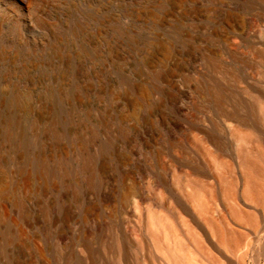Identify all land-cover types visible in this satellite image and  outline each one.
<instances>
[{
    "label": "bare ground",
    "instance_id": "1",
    "mask_svg": "<svg viewBox=\"0 0 264 264\" xmlns=\"http://www.w3.org/2000/svg\"><path fill=\"white\" fill-rule=\"evenodd\" d=\"M45 1L12 0L22 14L45 6ZM255 1L264 9V0ZM83 30L80 20L71 33L75 37ZM48 32L58 35L54 26ZM4 55L1 48L0 60ZM194 79L203 97L192 98L193 107L183 114L199 132L189 140L165 122L168 135L163 141L158 138L159 145L154 140L155 163L147 156L135 157L152 146L144 134L152 130L148 125L143 132L134 130L140 137L139 151L128 129L121 127L115 134L113 122L102 117V135L86 114L78 115L82 126L77 130L61 131L65 120L58 114L37 132L36 118L32 145L43 138L59 145L68 138L70 147L27 155L21 162L25 191L13 199L11 209L0 204V228L5 229L0 264H264V90L238 91L237 72L222 69L218 57L208 51ZM147 96L144 92L142 99ZM168 101L178 112L184 110L177 96L170 95ZM7 104L20 107L18 96L12 95ZM204 110L212 114L208 124L201 120ZM213 116L231 122L233 158L224 153ZM14 122L8 117L2 124L4 141L16 138L23 146ZM119 142L129 156L120 153ZM168 150L174 153L170 162L160 158ZM2 160L20 163L8 154L0 155ZM106 163L111 170L105 169ZM204 166L214 181L208 180ZM135 174L148 177L146 187L135 181ZM31 178L40 186L32 187ZM7 191L0 189V199Z\"/></svg>",
    "mask_w": 264,
    "mask_h": 264
},
{
    "label": "rangeland",
    "instance_id": "2",
    "mask_svg": "<svg viewBox=\"0 0 264 264\" xmlns=\"http://www.w3.org/2000/svg\"><path fill=\"white\" fill-rule=\"evenodd\" d=\"M57 2L65 5L56 7ZM44 4L22 14L12 0H0V50H5L0 60V155L20 160L0 161V189H8L0 204L8 209L25 191L21 162L27 155H49L57 146L70 147L68 138L59 145L45 138L32 145L36 118L40 119L37 132L58 114L65 120L61 131L77 130L82 126L76 121L78 115L86 114L102 135V117L113 122L115 134L121 127L128 129L136 150L140 137L134 130L143 132V125H148L152 130L144 134L152 146L135 157L147 156L155 163L154 140L163 141L169 127L183 131L189 140L199 132L183 113L193 107L192 98L203 97L196 92L194 76L204 66L206 51L218 57L222 69L237 72L238 91L264 90V9L255 0H46ZM80 20L84 30L74 37L71 29ZM49 26L56 27L58 35L52 36ZM12 95L18 96L20 107L7 104ZM170 95L178 97L184 110L177 111L168 101ZM209 115L200 112L206 124ZM8 117H13L15 131L21 132L23 146L16 138L5 143L2 124ZM214 118L224 153L233 158L236 142L231 122ZM177 121L181 127L174 126ZM119 146L123 156L130 155L124 143ZM160 158L173 161L174 153L168 150ZM105 166L111 170V164ZM204 168L208 180L214 181L211 169ZM147 180L135 174L138 184L146 187ZM31 181L32 187L40 186L36 179ZM4 230L0 228V237Z\"/></svg>",
    "mask_w": 264,
    "mask_h": 264
}]
</instances>
